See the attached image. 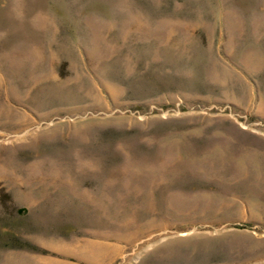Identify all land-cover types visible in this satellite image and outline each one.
I'll return each instance as SVG.
<instances>
[{"label":"rangeland","instance_id":"1","mask_svg":"<svg viewBox=\"0 0 264 264\" xmlns=\"http://www.w3.org/2000/svg\"><path fill=\"white\" fill-rule=\"evenodd\" d=\"M0 264H264V0H0Z\"/></svg>","mask_w":264,"mask_h":264}]
</instances>
